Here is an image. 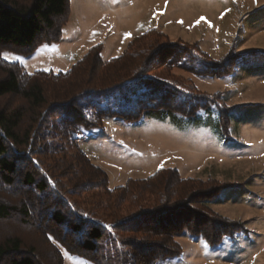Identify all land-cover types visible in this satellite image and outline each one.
<instances>
[{
    "label": "trees",
    "instance_id": "16d2710c",
    "mask_svg": "<svg viewBox=\"0 0 264 264\" xmlns=\"http://www.w3.org/2000/svg\"><path fill=\"white\" fill-rule=\"evenodd\" d=\"M69 14L70 0H0V47L29 55L57 43ZM101 49L92 46L58 73L27 72L0 57V221L14 224L0 234V264H64L61 248L94 264H165L181 254L175 235L182 231L214 247L242 230L207 207L225 186L204 189L206 181L173 168L109 188L76 133L101 128L104 117L132 122L161 110L194 116L213 98L174 68L222 78L259 53L214 60L196 43L168 42L155 28L117 57L101 60ZM223 116L219 109V126ZM21 232L35 240L26 244Z\"/></svg>",
    "mask_w": 264,
    "mask_h": 264
},
{
    "label": "rangeland",
    "instance_id": "374dc122",
    "mask_svg": "<svg viewBox=\"0 0 264 264\" xmlns=\"http://www.w3.org/2000/svg\"><path fill=\"white\" fill-rule=\"evenodd\" d=\"M151 28L168 42L196 43L214 60L230 52L259 54L222 78L172 70L212 97L210 108L190 117L150 111L132 122L104 117L101 128L76 133L78 145L106 173L109 188L160 168L206 181L204 189L225 186L207 207L242 230L214 247L182 231L175 235L181 254L165 264H264V0H70L59 42L29 55L1 46L0 57L27 72H64L92 46L101 44L100 58L108 60ZM219 109L225 113L221 126ZM13 227L12 221H0V234ZM20 235L26 244L35 240L30 233ZM61 252L64 264H94Z\"/></svg>",
    "mask_w": 264,
    "mask_h": 264
},
{
    "label": "snow or ice",
    "instance_id": "6c2138e0",
    "mask_svg": "<svg viewBox=\"0 0 264 264\" xmlns=\"http://www.w3.org/2000/svg\"><path fill=\"white\" fill-rule=\"evenodd\" d=\"M204 19H205V18H203V17L201 18V20H204ZM198 22H199V21H198ZM181 23H182V21H181ZM128 35H130V34H128Z\"/></svg>",
    "mask_w": 264,
    "mask_h": 264
}]
</instances>
